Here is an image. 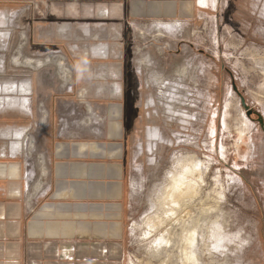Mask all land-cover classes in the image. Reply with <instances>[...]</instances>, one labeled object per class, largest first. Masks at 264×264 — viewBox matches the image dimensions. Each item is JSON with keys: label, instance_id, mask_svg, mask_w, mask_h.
Instances as JSON below:
<instances>
[{"label": "rangeland", "instance_id": "rangeland-1", "mask_svg": "<svg viewBox=\"0 0 264 264\" xmlns=\"http://www.w3.org/2000/svg\"><path fill=\"white\" fill-rule=\"evenodd\" d=\"M206 2L215 13L183 22L174 33L112 41L109 59L106 50L96 52L106 42L89 41L79 31L83 24H66L48 4L0 10V86L7 90L0 94V156L22 161L33 200L46 189L56 142L121 145V158L106 159H124L126 166L125 264H193L183 250L192 231L194 264H264V125L241 102L264 119V0ZM51 16L59 23L49 25ZM52 29L69 40L37 56L31 38ZM126 100L132 101L127 141L118 139ZM185 158H199L202 188L171 214L170 176Z\"/></svg>", "mask_w": 264, "mask_h": 264}, {"label": "crops", "instance_id": "crops-1", "mask_svg": "<svg viewBox=\"0 0 264 264\" xmlns=\"http://www.w3.org/2000/svg\"><path fill=\"white\" fill-rule=\"evenodd\" d=\"M200 1L0 0V10L48 4L62 13L61 19H47L49 25L60 20L71 25L83 24V30L79 28L81 35L89 41L106 42L107 45H101L111 53L112 41L133 42L138 35L163 32L156 29L161 23L181 25L193 19L202 20L209 9ZM59 30L57 36L53 29L48 37L34 33L30 41L40 49L37 56L46 55L44 51H51L53 44L69 40V35L65 33L63 37ZM121 52L120 47L112 55L117 57ZM92 55L96 54L92 51ZM5 107L10 110L9 104ZM123 155V149L117 154L111 147L94 148L89 140L56 142L48 153L50 172L46 189L33 200L25 188L22 161L9 154L0 156V184H7L0 190V264H125L126 166L124 159L118 164H109L106 159L110 156L115 160ZM100 158L105 161L91 164V160Z\"/></svg>", "mask_w": 264, "mask_h": 264}, {"label": "bare ground", "instance_id": "bare-ground-1", "mask_svg": "<svg viewBox=\"0 0 264 264\" xmlns=\"http://www.w3.org/2000/svg\"><path fill=\"white\" fill-rule=\"evenodd\" d=\"M207 0H201V4L204 5L206 4ZM178 24H173L172 23H161L159 26H157V29L160 31H164L167 33H174L176 32V28L178 27ZM102 49H98L96 50V52L100 53L105 50H107V47L105 46H100ZM1 73H3V71H0V75ZM3 81V80H2ZM168 84H165L163 86H167ZM179 85V84H178ZM171 86V85H170ZM23 87V86H22ZM167 88V87H165ZM20 88H17V92L21 91L19 90ZM174 92V90L178 89V87L175 85L172 86L171 88ZM170 91V88H167V91ZM182 90V89H181ZM7 90L2 89V86H0V94L4 95V92H6ZM177 91V90H176ZM169 93V92H168ZM175 94V93H174ZM168 95V94H167ZM174 96V95H173ZM168 99H171V94L169 93L168 95ZM175 101V100H174ZM9 102V101H8ZM5 101V103H8ZM179 103V102H178ZM172 104V103H171ZM182 105V104H181ZM175 106V105H174ZM180 106V105H179ZM169 108V107H168ZM167 108V109H168ZM172 107H170L171 109ZM178 108V107H177ZM173 109V108H172ZM175 109V108H174ZM180 110V109H179ZM174 111V110H173ZM181 111V110H180ZM171 112V111H170ZM168 112V113H170ZM178 113V112H177ZM183 114V113H181ZM170 115H172L170 113ZM173 116V115H172ZM175 116V115H174ZM177 118V117H176ZM184 119V118H183ZM187 119V118H186ZM186 121V120H184ZM85 123H83L84 125ZM85 127V125H84ZM153 132V131H152ZM150 133V132H149ZM19 141L23 140V142H26V137L24 134H17V136ZM25 145V144H24ZM22 145L19 143L16 146V150L17 151H21L22 153H24L23 151L26 150H21ZM8 151V150H7ZM179 164L177 165L180 170L179 171H175V172H171V176H170V186L168 188L167 191V200H166V205L169 208V212L171 214H175V211H177L176 209L179 208L180 206L185 205L187 202L189 203L190 201L192 202L193 200H195L196 198H198L199 194H200V182H201V163L199 161V158H185L182 159L181 161L178 162ZM177 170V169H176ZM203 171V170H202ZM204 180V179H203ZM202 188V187H201ZM182 208V207H181ZM170 218V217H169ZM194 228V227H193ZM192 229V228H191ZM198 231V230H197ZM196 231H192L189 232V234L184 238V242H185V249L184 250V257L185 260L190 262L196 263L197 262V258L196 255L193 251L196 250V248H194L196 246ZM198 239V238H197ZM165 240V238H160L157 242L162 243ZM166 243V242H165ZM197 247V246H196ZM195 249V250H194ZM198 249V248H197Z\"/></svg>", "mask_w": 264, "mask_h": 264}, {"label": "flooded vegetation", "instance_id": "flooded-vegetation-1", "mask_svg": "<svg viewBox=\"0 0 264 264\" xmlns=\"http://www.w3.org/2000/svg\"><path fill=\"white\" fill-rule=\"evenodd\" d=\"M110 54L111 53H107L106 52V56L104 57V59H109L111 57ZM131 106H132V101L130 102L129 100L128 101L126 100L125 101V115H126V120H124V122H122V124H121V122L119 124L120 125V128L118 127V134H119V136H118L119 138L118 139L123 140L125 138V140L127 141L128 138H129V136H130V134H128V133L131 130V121H132L131 120V115H132ZM252 112L253 113H252V115L249 118H252L254 116H257L256 119L259 120L258 121L259 124H261L263 126L264 125V119H262L260 116H258L257 112H255V111H252ZM261 120L263 121V124L261 123ZM126 145H128V143ZM93 147L94 148H98V149H101L102 148L101 146H93ZM111 148L117 150V154H119L120 151H121V149H122L121 145H117V144H115Z\"/></svg>", "mask_w": 264, "mask_h": 264}, {"label": "water", "instance_id": "water-1", "mask_svg": "<svg viewBox=\"0 0 264 264\" xmlns=\"http://www.w3.org/2000/svg\"><path fill=\"white\" fill-rule=\"evenodd\" d=\"M232 84H233V89H234V91L238 93V89H237V87H236L234 81H232ZM240 96L242 97V95H240ZM241 102H242V106H243L244 110L246 111L247 116L250 117V116L252 115L253 112H252V110L246 105V101H245V99H244L243 97L241 98ZM260 119H261V118H260ZM261 123L263 124V121H262V120H261Z\"/></svg>", "mask_w": 264, "mask_h": 264}]
</instances>
